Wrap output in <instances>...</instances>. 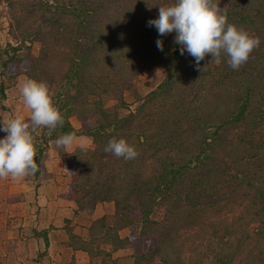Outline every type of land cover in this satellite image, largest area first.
Here are the masks:
<instances>
[{
  "label": "trees",
  "instance_id": "16d2710c",
  "mask_svg": "<svg viewBox=\"0 0 264 264\" xmlns=\"http://www.w3.org/2000/svg\"><path fill=\"white\" fill-rule=\"evenodd\" d=\"M5 1L15 42L0 48V98L20 74L44 80L64 118L46 140L91 137L85 149H59L76 208L114 204L112 223L108 215L95 219L88 229L99 222L102 235L90 239L112 238L114 248L150 243L133 264H264V0H220L229 23L261 40L239 70L210 55L198 70L180 54L175 32L161 37L148 26L174 0ZM154 65L164 76L143 93L135 78ZM113 137L139 155L106 153ZM127 225L138 232L120 236Z\"/></svg>",
  "mask_w": 264,
  "mask_h": 264
},
{
  "label": "clouds",
  "instance_id": "9594fccd",
  "mask_svg": "<svg viewBox=\"0 0 264 264\" xmlns=\"http://www.w3.org/2000/svg\"><path fill=\"white\" fill-rule=\"evenodd\" d=\"M147 23L149 27H155L161 37L175 32L174 42L180 45V54L187 52L192 56L198 70L200 62L208 55L216 64H220L223 57L230 68L239 70L261 43L259 36L228 22L220 0H174L171 4L160 5L158 17ZM156 46L163 51L161 39L156 40ZM19 95L30 109L28 117L2 120L0 127V131L6 133L0 139V179L10 177L13 181L34 176L39 171L34 135L37 130H55L64 124L61 110L54 102L55 90L48 82L26 78L19 87ZM76 142V133L68 132L58 136L54 143L57 149L73 153L69 149ZM77 147L85 149L86 143L81 139ZM104 151L126 161L139 155L135 145L123 137L111 138Z\"/></svg>",
  "mask_w": 264,
  "mask_h": 264
},
{
  "label": "rangeland",
  "instance_id": "374dc122",
  "mask_svg": "<svg viewBox=\"0 0 264 264\" xmlns=\"http://www.w3.org/2000/svg\"><path fill=\"white\" fill-rule=\"evenodd\" d=\"M9 9L7 6V3L5 0H0V48L1 50L5 48L7 45V41H10L11 43H14V39L9 34ZM29 41L26 40L25 44L27 45ZM25 46L23 48H20V50L25 49ZM39 49V43L37 41H34L32 43L31 50L34 53H37ZM54 65V63H53ZM165 69L163 66L154 65L149 68L144 69L139 75L135 78V86L139 91L147 92L149 89L153 88L158 84V82L163 78ZM23 75L25 78H28L25 74H20L12 83H10L5 88V96L0 98V127H2V120H8L9 118L15 117V116H24L25 118L28 117L30 113V109H28L22 102V98L19 95V87L24 80V78L19 79ZM135 105V102L129 103V107L133 108ZM27 116V117H26ZM70 122L76 127L81 128V120L77 118L75 114L69 116ZM50 133V129L48 128H41L37 130L36 139V147L38 148V144L40 146H43V151L38 155L37 157L40 159H48L47 164L48 167L51 169V173L53 172L54 175L51 180L55 183V186L58 187L59 193L63 196L65 201H68V207L69 211L64 214L65 215V224L60 227L61 224L59 222H55L58 227H55V229L59 228V231L57 230L54 232L56 238L62 239L64 241L63 244V250H60L61 245L54 246L53 255L55 254H63L70 256L69 260H64L65 263H72V264H133V254L134 252L140 251L142 248H148L150 247V243L147 244L144 247H139L137 249L134 248V246H124V247H117L114 248V242L112 241V238H109L107 240H95L90 239L91 235L96 238L102 235V232L98 230L100 228L99 222L93 225L92 231L88 229V226L90 223H94L96 221L95 219H98L102 215H108V218H106V223H110L112 221V213L114 212V204L112 201H101L98 202L93 209L86 208V209H79L76 208L77 204L73 201L68 199V194H71L69 182L71 179V174L68 170L65 169L63 165V158L59 154V149L55 147V143L52 140H46L48 135ZM6 135L5 132L0 131V139H2ZM78 138L80 140L82 139L86 146L89 144L91 145V137L86 134H77ZM76 142V144L73 145L72 149H69V151H73L77 144L80 142ZM59 159V160H58ZM43 163V162H42ZM38 176V179L36 178ZM41 176H43V173L40 175H34L25 178L24 181H30L31 187H25L23 190H21V193L23 194V198H29L30 201L31 198H33L34 192L37 190V187L41 183H37L38 180H41ZM40 177V178H39ZM49 179V178H48ZM39 182V181H38ZM24 184V183H23ZM21 184L19 183V186ZM58 193V196L60 194ZM61 196V197H62ZM164 206L161 204L160 206H157L155 208L154 213L152 214V217L155 219H160L162 217ZM25 215H22V220L20 223H23L26 225L27 222H29L31 219L28 217H24ZM112 223V222H111ZM96 227V229H94ZM20 229H23L22 232L25 235H29V237H32L33 234L29 228H22L20 224ZM139 227L137 225H127L122 228H119L117 230V233L120 236L125 235H133L138 232ZM66 232L68 234L67 237L61 235L62 232ZM92 233V234H91ZM101 233V234H100ZM91 234V235H90ZM63 236V237H62ZM28 237V236H27ZM34 240L35 238L32 237ZM35 242V241H34ZM136 245L140 246V242L138 239L134 241ZM37 244V242H35ZM33 243H28V246H32ZM48 243H46L47 245ZM86 247L87 249H85ZM31 248V247H30ZM50 249V248H49ZM34 252H32V249L29 250V256L27 257L28 261L25 263H22V260H19L17 258H12L9 262V264H43L45 255H39V248L37 250V246L34 247ZM46 252V251H45ZM51 257V256H49ZM31 258L30 262L29 259ZM50 259V258H48ZM55 259V258H53ZM29 262V263H28Z\"/></svg>",
  "mask_w": 264,
  "mask_h": 264
},
{
  "label": "crops",
  "instance_id": "0c3cea01",
  "mask_svg": "<svg viewBox=\"0 0 264 264\" xmlns=\"http://www.w3.org/2000/svg\"><path fill=\"white\" fill-rule=\"evenodd\" d=\"M21 78L26 79L23 75L19 77V79ZM79 140L80 138L77 137V142ZM41 160L39 175L43 173V176L40 178L41 183L38 182L40 184L31 201L30 197L23 198L21 190L25 187H31L32 180L28 182L24 181L25 179L13 181L10 177L0 179V264H9L12 262L10 261L12 258L16 260L18 258L23 261L22 263H25L28 261L29 250L32 249L34 252L33 249L36 246L37 250L39 248L38 254L45 255L43 256L45 259L43 264H68L64 260H69L70 256L52 254L54 246L61 245L59 249L63 250L62 242L64 243V241L56 238L57 235L55 236L54 232L59 231V228L55 229L59 224H61L60 227L65 224L64 214L70 210L68 201L64 200L62 196L64 194L59 193L58 187L51 180L54 173H51V169L48 167V159ZM22 215L31 219L26 225L20 223ZM54 221L59 222V224L56 225ZM20 224L22 228L31 230L35 240L22 232L23 229L19 228ZM61 235L68 236L64 231ZM28 243L33 244L28 246ZM46 243L48 244L46 245ZM30 260L31 258L29 262Z\"/></svg>",
  "mask_w": 264,
  "mask_h": 264
}]
</instances>
